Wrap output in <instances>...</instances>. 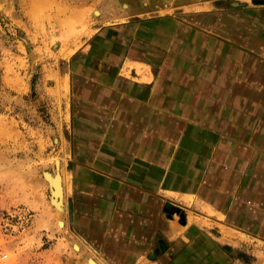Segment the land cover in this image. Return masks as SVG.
I'll use <instances>...</instances> for the list:
<instances>
[{
    "label": "rangeland",
    "instance_id": "rangeland-1",
    "mask_svg": "<svg viewBox=\"0 0 264 264\" xmlns=\"http://www.w3.org/2000/svg\"><path fill=\"white\" fill-rule=\"evenodd\" d=\"M0 209L15 264H264V0H0Z\"/></svg>",
    "mask_w": 264,
    "mask_h": 264
},
{
    "label": "built area",
    "instance_id": "built-area-1",
    "mask_svg": "<svg viewBox=\"0 0 264 264\" xmlns=\"http://www.w3.org/2000/svg\"><path fill=\"white\" fill-rule=\"evenodd\" d=\"M17 214L4 212L0 209V264H15L10 253L5 249L4 239L9 234L11 228H14ZM38 264V263H30Z\"/></svg>",
    "mask_w": 264,
    "mask_h": 264
},
{
    "label": "crops",
    "instance_id": "crops-1",
    "mask_svg": "<svg viewBox=\"0 0 264 264\" xmlns=\"http://www.w3.org/2000/svg\"><path fill=\"white\" fill-rule=\"evenodd\" d=\"M65 195V190H64ZM98 220H101L105 223L104 228H99L98 226L96 228H89V236L92 240L101 239V248L102 251L109 254V209L105 212H102L100 215L97 216ZM109 259V258H108Z\"/></svg>",
    "mask_w": 264,
    "mask_h": 264
},
{
    "label": "bare ground",
    "instance_id": "bare-ground-1",
    "mask_svg": "<svg viewBox=\"0 0 264 264\" xmlns=\"http://www.w3.org/2000/svg\"><path fill=\"white\" fill-rule=\"evenodd\" d=\"M98 12V11H97ZM57 165V164H56ZM58 166V165H57ZM48 175V174H47ZM50 176H52L53 177V175H50ZM50 176H48L49 178H50ZM59 176V175H58ZM57 176V178L53 181V185H54V192L56 193V196H57V198H58V201H60V202H63V198H64V187H63V179L61 178V177H58ZM46 177V176H45ZM48 177H46V178H48ZM51 177V178H52ZM50 183V184H51ZM52 185V186H53ZM53 192V193H54ZM55 195V194H54ZM54 197V196H53ZM53 200V199H52ZM55 201H56V199H55ZM56 203V202H55ZM66 205V204H65ZM57 206H60L59 204L57 205ZM64 207V206H63ZM62 208V207H61ZM62 209H64V208H62ZM62 213V212H61ZM61 213L58 215V216H60L61 215ZM59 220V219H58ZM60 221V220H59ZM63 222V221H62ZM62 225V223L60 224V226ZM63 227V226H62ZM77 249H78V247H76ZM88 264H99L98 262H96L95 260H91L90 261V263H88Z\"/></svg>",
    "mask_w": 264,
    "mask_h": 264
}]
</instances>
